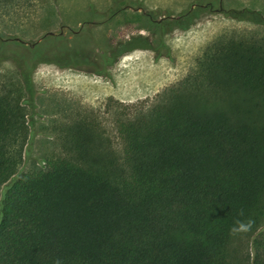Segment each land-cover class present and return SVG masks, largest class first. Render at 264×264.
<instances>
[{"label": "trees", "instance_id": "trees-1", "mask_svg": "<svg viewBox=\"0 0 264 264\" xmlns=\"http://www.w3.org/2000/svg\"><path fill=\"white\" fill-rule=\"evenodd\" d=\"M197 66L117 120L119 152L80 120L16 179L30 127L0 91V264H264V40L221 38Z\"/></svg>", "mask_w": 264, "mask_h": 264}, {"label": "rangeland", "instance_id": "rangeland-1", "mask_svg": "<svg viewBox=\"0 0 264 264\" xmlns=\"http://www.w3.org/2000/svg\"><path fill=\"white\" fill-rule=\"evenodd\" d=\"M164 1L171 10L157 7ZM145 2L0 0V91L19 94L30 127L14 179L59 154L54 129L80 120L95 125L119 152L117 120L153 107L197 71L212 43L264 40V0ZM127 42L134 45L118 50ZM251 241L240 255L253 259Z\"/></svg>", "mask_w": 264, "mask_h": 264}, {"label": "crops", "instance_id": "crops-1", "mask_svg": "<svg viewBox=\"0 0 264 264\" xmlns=\"http://www.w3.org/2000/svg\"><path fill=\"white\" fill-rule=\"evenodd\" d=\"M149 1H151V0H149ZM144 2H145V0H144ZM145 4H146L147 7H149L152 3H148V4H147V2H145ZM157 7H159L160 9L166 8V9H168V10H171L170 7H169V5H167V2H166V1H164V2H163L162 4H160V5H157ZM118 44H120V43H118ZM118 44H117V46H118ZM114 48H115V47H114Z\"/></svg>", "mask_w": 264, "mask_h": 264}, {"label": "bare ground", "instance_id": "bare-ground-1", "mask_svg": "<svg viewBox=\"0 0 264 264\" xmlns=\"http://www.w3.org/2000/svg\"><path fill=\"white\" fill-rule=\"evenodd\" d=\"M177 44V43H176ZM178 47V46H177ZM128 59V58H127ZM145 68H147V67H145V66H143V69H145ZM39 78V77H38Z\"/></svg>", "mask_w": 264, "mask_h": 264}]
</instances>
